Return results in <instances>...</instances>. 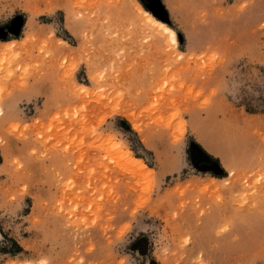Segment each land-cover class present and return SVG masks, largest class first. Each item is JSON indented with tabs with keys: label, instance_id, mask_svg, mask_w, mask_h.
Wrapping results in <instances>:
<instances>
[{
	"label": "rangeland",
	"instance_id": "obj_1",
	"mask_svg": "<svg viewBox=\"0 0 264 264\" xmlns=\"http://www.w3.org/2000/svg\"><path fill=\"white\" fill-rule=\"evenodd\" d=\"M9 24L0 264H264V0H0Z\"/></svg>",
	"mask_w": 264,
	"mask_h": 264
},
{
	"label": "bare ground",
	"instance_id": "obj_2",
	"mask_svg": "<svg viewBox=\"0 0 264 264\" xmlns=\"http://www.w3.org/2000/svg\"><path fill=\"white\" fill-rule=\"evenodd\" d=\"M136 4H137V6H138V9L142 12H147L155 21H158L159 23H162V24H164V25H166L167 27H170L174 32H176L175 31V29L172 27V26H170L168 23H166V22H164V21H161V20H159V19H157L149 10H146V9H144L143 7H142V5L138 2V1H136ZM160 30V29H159ZM161 31V30H160ZM161 33H162V31H161ZM165 35H167L166 33H164ZM177 34V33H176ZM168 38H169V41L171 42V43H173L174 45L175 44H177V35H176V39H175V41H173V38L171 37V36H167ZM13 42H9V43H7V45H4V47H0V52H5V53H7L8 51L10 52L11 51V49L13 48L12 46H13ZM8 50V51H7ZM3 112H2V109L0 108V115L2 114ZM131 116H133L132 114H131ZM134 126L136 127V128H138V123H135L134 124ZM120 146V145H119ZM122 147V146H121ZM121 150H122V148H121ZM125 156H128V158H129V161H130V163L139 171V173H141V174H149V173H151L152 174V172H153V170L145 163V161L143 160V159H141V158H137V157H134L133 155H132V153H131V151L130 150H126L125 151ZM130 164V165H131Z\"/></svg>",
	"mask_w": 264,
	"mask_h": 264
},
{
	"label": "snow or ice",
	"instance_id": "obj_3",
	"mask_svg": "<svg viewBox=\"0 0 264 264\" xmlns=\"http://www.w3.org/2000/svg\"><path fill=\"white\" fill-rule=\"evenodd\" d=\"M142 16L146 19V21L149 24L155 25L158 27L163 33H166L168 36H171L173 38V41L176 39V32H174L170 27H167L166 25L159 23L158 21H155L147 12L142 11ZM40 264H47L46 261H41Z\"/></svg>",
	"mask_w": 264,
	"mask_h": 264
},
{
	"label": "flooded vegetation",
	"instance_id": "obj_4",
	"mask_svg": "<svg viewBox=\"0 0 264 264\" xmlns=\"http://www.w3.org/2000/svg\"><path fill=\"white\" fill-rule=\"evenodd\" d=\"M146 1H147V0H146ZM148 1H150V0H148ZM13 29H14V25H11V24L7 25L6 28H0V35H2V36H3V34L6 35L7 32H8V30L13 31ZM203 161H204V163L207 164V165L210 164V161H209L208 159H203Z\"/></svg>",
	"mask_w": 264,
	"mask_h": 264
},
{
	"label": "trees",
	"instance_id": "obj_5",
	"mask_svg": "<svg viewBox=\"0 0 264 264\" xmlns=\"http://www.w3.org/2000/svg\"><path fill=\"white\" fill-rule=\"evenodd\" d=\"M14 245L17 249H21V247L16 242H14Z\"/></svg>",
	"mask_w": 264,
	"mask_h": 264
}]
</instances>
